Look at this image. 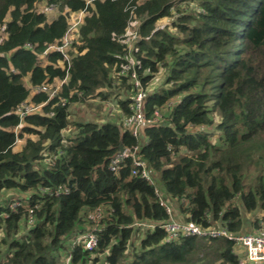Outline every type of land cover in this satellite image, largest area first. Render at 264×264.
Masks as SVG:
<instances>
[{
  "label": "trees",
  "instance_id": "trees-1",
  "mask_svg": "<svg viewBox=\"0 0 264 264\" xmlns=\"http://www.w3.org/2000/svg\"><path fill=\"white\" fill-rule=\"evenodd\" d=\"M38 5L58 13L48 18ZM79 11L67 58L48 50ZM163 18H171L169 28L157 26ZM132 19L143 86L161 70L165 76L144 110L150 115L172 101L167 120L139 138L120 120L71 121L68 110L93 99L117 107L119 119L128 114L127 50L117 36ZM2 25L0 264H239L232 240L167 239L160 224L174 216L238 234L245 215L264 212V0H0ZM64 78L54 97L29 88ZM23 101L45 103L20 118ZM119 141L139 146L151 183L131 175L130 158L116 174L108 169ZM58 148L56 162L46 161ZM90 232L97 243L88 249Z\"/></svg>",
  "mask_w": 264,
  "mask_h": 264
},
{
  "label": "built area",
  "instance_id": "built-area-1",
  "mask_svg": "<svg viewBox=\"0 0 264 264\" xmlns=\"http://www.w3.org/2000/svg\"><path fill=\"white\" fill-rule=\"evenodd\" d=\"M55 5H42L39 8L35 9L38 12H46L54 9ZM84 17L83 11H79L76 14V18L72 19L70 25H68L66 29V33L62 38L61 44L59 46L52 45L48 47V50L53 49L56 47L62 53L64 58H67V49L71 45V42L74 38L75 31L77 30L78 26L82 23V19ZM68 20V18H67ZM5 25L0 27L1 32H4ZM138 36V24H136L135 28L131 31L125 30V32L117 36V39L126 46L127 54L126 59L128 61V66L126 65V70L129 69V83L131 85L130 95H129V103H128V114L122 115L120 119L121 127L127 131L133 137L139 138L142 134V130L151 125H158L164 120H167V117L164 116L163 112L165 109H168L172 101H168L163 108H155L150 115L146 114L144 110V103L148 96L149 88L148 86H143L141 79L137 75L134 66L135 61L132 57V51L134 48L135 43L137 42ZM25 48H30V44L25 43ZM124 72V71H123ZM128 73V72H127ZM66 79H62L57 84H42L39 86L29 87L32 93H38L40 91L46 92L48 97L57 96L60 87L62 86L63 82ZM151 90V89H150ZM45 102H41L37 105H33L26 101L20 103L16 109L15 113L19 115L20 118L24 117L25 115L37 111L40 106L44 105ZM62 105H65L66 102L63 100ZM118 111V108H117ZM119 113V112H118ZM67 131L66 129L62 132V142L63 146L67 144ZM143 141L145 139L143 138ZM139 146L134 145L131 148L124 147L121 153H115L108 162V169L116 174L118 169L120 168L121 163L130 158L132 161L131 175L139 176L140 178L148 181L149 183L152 182V176L147 168L146 163L138 156ZM63 154V149L58 148L53 153H50L46 161H50L51 163H55L56 160ZM55 194H59V192H55ZM16 202L13 201L10 203V207L16 206ZM166 210L170 213L169 207L166 206ZM95 215H91L90 218L97 219L100 217L101 211L98 210L95 212ZM264 224V223H263ZM160 226L166 231L167 239H175L180 235H196V236H207V237H223L229 240H232L235 243V247L233 248V253H236L235 248L241 247L243 249L242 255L238 258L239 264H262L264 263V225L259 226L256 230L252 232H247L246 234H233L229 232L226 228L223 227H207L201 228L198 225L194 224L193 222H181L176 221L171 218L168 222L160 224ZM96 227H93V229ZM95 230V229H94ZM84 246L85 248L91 249L93 248L96 243V236L93 232L87 233L84 236ZM239 256V255H238Z\"/></svg>",
  "mask_w": 264,
  "mask_h": 264
},
{
  "label": "rangeland",
  "instance_id": "rangeland-1",
  "mask_svg": "<svg viewBox=\"0 0 264 264\" xmlns=\"http://www.w3.org/2000/svg\"><path fill=\"white\" fill-rule=\"evenodd\" d=\"M180 3H184V2H180ZM193 4L196 5L195 3H192V5ZM183 5L184 4H182V6ZM40 6H42V5L36 6L35 9L39 8ZM190 7H192V6H190ZM195 9L196 8H194V10ZM57 13H58V9L56 7H54V9H52L50 11L45 12V14L47 15L48 18L54 17L55 14H57ZM76 14L67 17L68 18V25H70L72 22H75V21H72V19L76 18ZM173 15H174L173 17H176V15H177L176 12H174ZM170 21H171V18H163L157 22V26L163 27V28L168 26L167 28H169V26L171 24ZM136 24L137 23H135L134 19L130 20L126 30L131 31L132 29L135 28ZM171 31H172V29H171ZM164 79H165L164 71L161 70V72H159V74L156 75L154 77V79L149 83V86H148L149 91H159L161 88H163L164 87L163 86ZM117 85H118V82L116 83V86ZM161 86H163V87H161ZM112 91L118 93V90L112 89ZM120 92H121L120 95L123 97V95L125 93L123 92L122 89H120ZM114 96H116V95H114V93H113V95H111L109 97V99L112 100ZM97 105L102 107L101 110H100V108H98V109L96 108ZM68 110H70V112H71V116H70L71 121L79 120V121L83 122V121L97 120L98 122L101 123L103 120L105 121L107 119L112 121V122H114V120H116V121L120 120L119 115H118L119 111H117V107H115L114 105L113 106L104 105V104L101 105V104L96 103L93 99L87 101V103H85V104L78 103V102L77 103H75V102L71 103L69 105ZM210 129H212V128H210ZM66 131H68V127L66 128ZM212 132H214V131L212 130ZM212 138H213V142L215 143L216 138L215 137H212ZM22 142H23L22 139L17 140L14 148L15 149L19 148L22 145ZM172 206H173V204H172ZM172 218L176 221H181V220L176 219L174 216ZM244 220H245V225L239 231L238 234H246V232H248V233L252 232V231L256 230L259 226L264 225L263 224L264 223V212L256 210L250 215L249 214L245 215ZM181 222H183V221H181ZM235 250H236V253L240 257V255H242V253H243V249L241 247H238L237 249L235 248Z\"/></svg>",
  "mask_w": 264,
  "mask_h": 264
},
{
  "label": "water",
  "instance_id": "water-1",
  "mask_svg": "<svg viewBox=\"0 0 264 264\" xmlns=\"http://www.w3.org/2000/svg\"><path fill=\"white\" fill-rule=\"evenodd\" d=\"M120 133H121V129H120ZM123 149H124V147L122 146L121 142L119 141L117 153H121L123 151Z\"/></svg>",
  "mask_w": 264,
  "mask_h": 264
}]
</instances>
